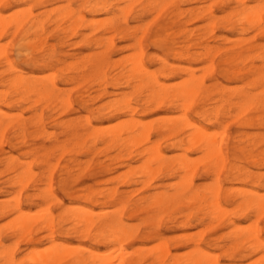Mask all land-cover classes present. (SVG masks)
<instances>
[{"label": "rangeland", "instance_id": "obj_1", "mask_svg": "<svg viewBox=\"0 0 264 264\" xmlns=\"http://www.w3.org/2000/svg\"><path fill=\"white\" fill-rule=\"evenodd\" d=\"M109 1L117 2L118 0ZM147 1L148 0H140L139 3L137 2V4H133V6L130 8L129 14L125 18L126 24H122L123 20L121 17H119L116 20L118 30L112 31L108 30L105 27L102 28L103 21L105 20L104 18L111 16L109 13L98 12L97 14H90L87 12L88 7H86V5L80 0H0V15H3L2 17L4 18H9V21H13L12 19L15 20V18L17 19L16 21H21V19L24 20V18L27 17L30 19H39L45 24L43 25L44 30L39 37L33 34L32 29L27 31V36H25L26 38H22V31L14 34V37L11 36L12 29L8 30V33L3 37H0V47L4 50L8 60L14 65V69L16 71L14 72L12 69H9L8 66H5L7 64L4 62V59H1L0 57V91L4 89L3 91L7 93L6 96H11L6 97L5 95H0V206H2V208L4 209H0L4 211V213L0 214V250L2 252L9 249L10 247L9 250L11 251V254L8 256L12 257L13 259L12 263L9 262L10 264H17L16 260L18 259L20 262H18L19 264H24L21 263V261L27 258L26 257L24 259L23 257L28 256L30 251L34 252V255L36 251H42V255H45L47 254L45 253L46 251H50V247L61 248V245L68 246H66V248L64 247V249L74 247V250L76 252H73H82L81 254H83L84 256H86L88 252H98L97 255L101 253L104 254L102 257L105 256V258L107 259L109 257H112L114 259L113 255L115 254L114 256L119 258L120 261L119 259L117 261V259L115 258L116 261L113 260V263L111 262V264H119L121 262L122 264H127L128 261H139V264H154V261H152V257H149V255L152 251H155L152 252L155 254L157 253V251H160L159 245L163 243L161 242V240L165 242L166 245H164L168 249L169 253L173 255L170 256L178 260L174 264H183V261L187 257L186 254L188 253L189 249H192L194 243L197 241L201 244L202 247L207 249L210 255L212 253V255L217 254L213 257L217 258L218 264H255V261L261 260L258 258H261L260 256L264 255V248L257 249L259 251H255L256 253H253L250 249H248L247 245L237 247L231 255L225 253L226 247L231 244V238H229L230 235L228 234L230 228L232 230L233 228H235L238 231L239 228V230H241V228L243 230V226H245L244 229L248 230L246 227L248 226V223L249 225H252V223L256 221V226L253 224L255 226L254 228H258L259 239L261 241H264V214L261 215L260 218H258L256 217L258 215L249 210L248 207H244L245 210H243V207L240 210L235 207L238 205V201V203H240V201H243V198H253L252 192H255L254 196H256L257 193L259 196L264 197V121L261 124H258L257 121H254L256 119L255 116H264V107H256L254 105V107H250L251 110L248 109L247 113L245 112L241 115L234 106V103L238 101V93L246 92L250 96H255L262 91L261 87L263 84L262 82H259L258 79L259 77H261L262 81L264 82V36H262V34H259L260 31L257 34L256 32L258 30L249 28L247 26L244 27L245 31L240 34L238 30H233V23L237 18L234 16V14L230 17H226V14L241 7L240 4L235 3L236 0H196L190 2H188V0H173L174 2L172 1L171 4H169L171 6L167 5V9H162V12L157 11L158 9L150 10L146 7L143 8L146 5ZM245 5L247 7H256V5H260L257 7L261 9L264 6V0H247ZM117 6L125 9L128 7L126 3L120 2L117 3ZM229 7H231L232 9ZM65 11H67L68 13H72L73 15H84L87 21H96L95 23H97L99 27L95 24L96 26L93 25L91 28L80 27L73 34H61L58 29L67 24L61 23L60 26L56 27L53 23L51 24V21H53V19H55L59 13L66 14ZM156 11L159 12L157 14L158 16L155 15ZM176 12L178 13V15ZM20 13L21 15L19 16ZM210 13L215 20V24H212L211 26V19L209 18L210 15H208ZM14 14L16 17L13 16ZM134 16H139L140 18L136 19ZM155 16L157 18H155ZM18 17H20V19ZM171 22H173V24H170ZM262 24H264V13ZM25 29L26 28H24V30ZM80 32L82 33V35L80 34L81 36H78ZM69 34L70 36L66 37V35ZM138 37H140V39H138ZM240 37H242L243 39ZM38 38H41L39 39L40 41L38 40ZM239 38L241 39L240 41H246L248 39L250 40H248L249 42L242 41V44L240 41H238ZM96 40H98L99 42H97ZM41 41L43 44L41 49L44 52L41 49L37 52L36 46H38ZM95 41L100 45L95 44ZM158 43L160 46L158 45ZM238 43H240V45ZM140 44L144 52V63L146 67L149 71L155 72L156 75L158 74L157 76L159 80L167 84V86L179 84L181 81L187 78L188 71H193L196 79L197 77L199 78V75H201L200 79H197V81L203 82L202 93H200V95L197 97L196 104H194L192 108L186 113V116H183L182 111L177 109V107H175L173 104H169L166 102L161 105H143L142 101L137 100H141V98L143 97L141 95H144L145 92L134 94L132 93L131 88L128 87L124 83V81H122V79H120V81L110 80L119 71L120 65L123 64L125 66V61L127 59H131L130 56H135V52L137 53V51L139 50L138 47ZM51 46L54 50L52 52V56L46 57V54L49 53L48 48ZM256 46H258L257 49ZM206 48L210 49L209 55H204V49ZM47 49L48 51H46ZM219 49L221 52H218ZM40 51L42 53H40ZM174 52H176V55ZM103 53H106L104 55V64L101 69V73L103 72L104 76H96L90 73L89 66L87 65L88 62H85V60H87L88 58L92 59V55H97L98 57H100V55ZM236 53L239 55L236 60L232 59L229 62H223L224 58ZM25 54H28L27 58L23 56ZM259 54H262L261 56H263L261 57V60L259 58ZM85 56L89 57L87 58ZM161 60H164L166 62L165 69H167L166 71L164 70L166 79H164L159 73L162 66V64L159 63ZM73 61H75L76 63ZM65 64L67 66H65ZM77 64L81 65L78 66ZM116 65H119L118 68ZM114 67H116L117 69ZM35 68L37 69L35 70ZM112 68H114V70ZM222 69H229V71L238 70L239 72L235 76L232 74L226 75L222 72ZM253 69H259L260 74H253ZM16 73L24 76L29 81L30 79H32L34 82L36 81V83L39 82L41 77L42 80L40 82L47 84L48 86V81L53 80V82L56 84L57 91L60 90L59 92H61V94L63 93L62 96L65 97L67 96V94H69L68 97L71 101L70 107L67 108V111L61 110L62 112H60V106L56 103V101L52 100L50 101V104H48V101H39L37 102L38 104H33L30 102L33 97H28L27 100L25 99V97H19V100L11 101L18 96H16L12 91H9V88L7 86L4 87L1 85L5 80L10 78V75L12 77L13 75H16ZM85 73L87 76L85 75ZM26 75L32 76L27 78ZM48 75H50V78L47 77ZM83 75L86 76L89 82L85 81L87 79ZM44 76L47 77L46 80H44ZM167 76L171 77L168 78ZM98 77L102 78L99 79ZM77 78L81 79L77 80ZM99 80H102V82L99 83ZM64 81L65 83L62 85ZM71 82H73V84ZM81 82H83V84ZM102 86L103 89H101ZM59 88H62L63 90ZM3 91H1L2 93L0 92V94H4ZM105 92L107 93L106 95ZM2 96L5 100L2 99ZM89 96H91V98ZM203 96H205V98H203ZM122 97L126 99L130 98V108H132L131 106H133V108H137H135V111L133 110L134 114L130 112V109L128 108L123 109V107L121 106L122 108L119 109V106L116 108L118 110L117 111L115 110V106L110 107V105H107V103H112L111 101L115 99L120 100ZM7 98L10 101H8ZM22 99L25 100L26 103H22ZM78 99H80V101ZM81 102H83V105L81 104ZM137 102L139 105L137 104ZM201 102L202 104H200ZM31 104L34 107L29 106ZM154 105L157 106L154 107ZM43 106H45V108H43ZM55 110L56 112H54ZM4 113L8 114L7 116H9V118L6 117V114ZM63 114H65V116ZM37 115H39V117ZM232 115L236 116V118L238 119H235V117H231ZM184 118H187L194 122V125L199 127L204 137L206 134L204 132H208L206 135H210L211 137H206L207 139H211L213 137V142L211 140V142L213 143V145H211V149H213L212 152H210L211 154L214 150L217 152L221 148L222 154L225 158V168L220 172L218 176L220 185L222 186V195L220 197L222 200L220 199V202L225 209H228V211L232 210V208L233 210L229 211L224 219H222L220 222H217V224L215 223V221L209 223L207 219L201 214V211H199L200 206H198L197 204L190 203V205H187V203L183 202L185 201L184 199L187 197V194L183 197L184 199H181L180 202L176 201V203L170 207L168 212L162 214L161 216L160 214H158L157 206H153L155 205L154 203L151 204L152 202L150 201L152 199H150V201L146 200L147 198H149V196L152 197L155 193L171 192V189H168L171 188L170 185L173 186V181L180 180L178 178L179 174V177L181 176L180 178H182L183 173H185L184 171H180L181 173L178 172L171 175V168L176 167L178 163H180V159L182 161H188V158H190V160H192V163H190L193 164L194 168L196 169L195 173L191 177L193 189L200 187V190L203 187L213 186L216 183L215 175L213 174L212 176V174L210 173V175L208 174L207 176L204 171L207 166L215 164L218 161L220 153L218 152L216 154V152H214L215 155L213 157L211 156L212 158L209 156V158H207L208 160H205L206 153L207 155L210 153L208 151H204L206 152L204 154L202 149L199 150V144H193L190 140L191 137L187 138L191 135V132L192 134H194L193 130H196L195 128H185L183 124ZM247 119L253 120L251 125L245 124V121ZM123 121L125 123H123ZM6 122L7 124H5ZM242 122H244V124ZM147 123L149 126L147 125ZM126 124L127 127L125 126ZM145 124L146 126L143 127L142 125ZM103 128L106 129L103 130ZM114 129L116 130L114 131ZM146 129L149 131H147ZM96 130L98 136L94 135ZM141 132L142 136H140ZM112 133L117 135L118 138L116 137V140L115 138L112 141L111 139H108L110 138L109 136ZM137 133L139 134V137L142 138L139 140L141 142L138 141L140 143L139 145L135 144L137 143L136 140L139 139ZM220 136L221 138H218ZM130 137L132 139H134V137H137V139L132 140ZM128 138H130V142L128 141ZM144 138L147 139L143 141ZM218 139L220 140V143ZM121 140L123 141L122 143ZM134 144L136 146H134ZM216 146H218L217 149L215 148ZM128 147L129 150H127ZM145 149H147V152L149 149V152L147 153L146 151H144ZM150 149H152L151 153L153 155L150 153ZM153 152H158L156 153V155H163L160 156V158L162 157V159L159 158L160 160H158L160 162H163V165L167 166V168H163L162 171L159 172V174L152 176V178L148 175L147 178H150L147 179L145 176L141 175L143 169L142 165L144 163H148L147 165L144 164V166L149 165L150 168H152L155 167L156 164L158 165L159 162L158 161L155 163L156 160H153V158L156 157ZM139 153L140 156H138ZM114 156H116L117 158ZM196 156H199L200 158H195ZM203 156L205 158H203ZM201 157L205 161L202 160L201 162ZM259 157L263 158V160L261 161ZM147 158H149L150 161L147 160ZM252 158L254 159L252 160ZM150 162L154 163L150 164ZM27 166L28 175L30 176L29 173H31L32 171L35 174V177L33 176L34 174H31V176L33 177L32 179L30 178L31 181L29 180V182H26L27 184L24 180L19 183L20 185H16L17 183L14 184L13 181L16 179V176L22 174L23 171L21 170L24 169L26 171ZM51 169L53 170V172H51ZM128 169H130V171ZM29 170L31 171L29 172ZM126 170L129 173H127ZM243 170L244 173L242 172ZM46 173L48 175L51 174L50 180H48L49 177H47L48 175H46ZM240 173L243 174L241 175ZM186 175L184 174V176ZM252 175L253 178L256 179V182L252 178ZM255 175L256 177H254ZM174 176L176 177L174 178ZM141 179L142 182L143 179L145 180L144 184L140 182ZM132 180L136 182L131 183ZM246 180H249L250 182ZM147 181L149 182L148 184H146ZM48 182H51V197H49V192H47V190L44 191L45 193H47V195L42 192L44 188L47 187ZM164 183H169L170 185H166L165 188ZM175 184L177 183L175 182ZM13 185H15V187H13ZM162 185L164 188L162 187ZM18 186H20V188ZM23 188L25 190H23ZM228 188H231L232 191L234 190V194L231 190L227 191L226 189ZM20 189L22 190L18 195L23 213L28 215L27 212L30 214L32 211H34L33 213L36 212L35 215L31 213V216H28L34 217L33 219H35L36 215L38 216L40 214L39 220L46 217V213H51L52 217L54 218V234L51 235L48 230L41 227L43 223L41 222L42 220L39 221L37 219L39 216L35 219V221L38 220L41 223H38V221H36L37 223L34 222L35 224L30 229L31 231L29 240L26 233L20 234L22 233L20 232L18 233V235H15V231L10 230L13 226H10V223H8L10 227L7 228L8 230L6 229V227L8 226V224L6 223L10 218H12L13 220H10L15 223V213L11 212L10 210L15 204L12 201L13 197L15 196L13 194H15L16 191L18 192V190ZM135 189L138 191H136ZM111 190L115 191L113 195L110 196V199H112V201L109 199V196L107 197L109 199L108 201L105 198L106 193L107 191ZM230 191L231 193H227ZM238 191H240L239 193L241 196L236 195V192L237 194H239ZM245 191L248 192L247 195ZM249 193L252 194L250 195ZM225 194L227 196H225ZM18 195L16 194L15 197H17ZM42 195L47 197L42 199ZM119 196L129 197L128 199H126L127 197ZM23 197L24 199H22ZM142 197H144V199L141 200ZM48 198L50 200H48ZM139 198L140 200L138 201ZM42 200L44 202H42ZM223 200H225V202H223ZM140 201H143L141 205L140 203H138ZM146 201L148 202L145 203ZM7 204L12 205L8 206ZM45 204H48V209L46 208V210L44 207L46 206ZM120 205L123 206V211L120 210L122 209ZM179 205H186V207H181ZM195 205H197V207ZM77 206L82 207V209L80 208L81 210L77 209L78 212L81 211L83 213L85 210V212L89 214H93L95 212L94 214L97 216L93 214L94 219L100 217V214L102 213L106 218L120 217L119 219L121 222H123V225H127L125 227H128V231L132 229V233L129 232L130 236L128 238L130 239L128 240L126 237H122L123 239L126 238L125 241L122 238L121 241L115 239L118 241V243L120 242L119 244L117 243V241H107L103 240V238L99 239V237H95L97 231L96 228L91 229L88 237H83L78 233L81 229H79L78 232L73 233V231H71L70 229L72 227L71 221L69 224L67 223L69 222L71 216L68 215L72 213H79L76 212L75 209H71L68 212L67 207L78 208ZM175 206L176 208H174ZM41 207H43L45 211L42 210ZM192 207H194V209ZM234 209L239 211L234 212ZM63 211L65 212L62 213ZM188 212H190L189 216L187 215ZM60 213L62 215L65 214L66 216H62L60 215ZM97 213L99 214V216ZM184 213H186V216L188 217L183 216L182 214ZM119 214L121 216L118 217ZM238 214H241L242 216ZM150 217L156 218L150 219ZM227 220L233 222V228L231 225L229 226L228 224H226L228 223ZM250 221H252V223ZM213 224L216 225L214 226ZM207 225L209 226V230L205 231L206 229H208ZM253 225L250 226V228L252 229L249 228L250 231L248 232L253 231ZM129 227L131 228L129 229ZM62 228L63 230H61ZM204 228L206 229L204 230ZM67 229H69L68 232H66ZM9 230L11 232H9ZM245 230L240 231V233L243 232L244 236H248L250 238L251 234ZM201 231H205L204 233H202L203 235L201 234ZM48 234L51 235V237L48 238ZM178 235L180 239L178 238ZM180 235L188 236L185 237L186 240H184L185 238L184 236H182V240ZM225 236H227V240ZM90 238L92 239L90 240ZM228 238L230 239L229 241ZM143 239H146L147 241L150 239L153 240L147 242ZM49 240L51 241L49 242ZM171 240L174 241L171 242ZM104 241L106 242L104 243ZM100 242L102 243L100 244ZM158 242L159 245H157V247H154ZM50 243H53L54 247L52 245L50 246ZM58 243H60L61 245H58ZM113 246L116 248H114ZM140 247L143 250L140 249ZM150 247L153 248L151 249V251ZM43 248L48 250H45ZM52 248L51 251L53 250ZM120 248L124 249H122V252L127 251V254L130 255L128 256L124 255L126 253H121ZM220 248L222 251L220 250ZM29 249L31 250L27 251ZM34 249H36V251ZM116 249L120 250L116 251ZM9 250L5 252L10 253ZM67 251L68 253L69 251H71V253L74 254L71 249ZM135 251H139L140 255H138L139 253L136 255L137 252ZM110 252L111 254H113L109 257H106ZM26 253H28V255H25ZM40 253H36L37 257L42 256ZM142 253H145L143 254L144 257L141 255ZM131 254L134 256H132ZM122 255H124L123 258H121ZM1 256L2 255L0 254V264H8V262H4V259ZM137 256H142V259L136 258ZM243 256L245 257L243 258ZM32 257L34 256L30 257L29 255L28 258ZM20 258L22 259L20 260ZM28 258L26 262L29 261ZM68 258L65 259V261L63 259V262L61 261V263L58 264H66L69 261ZM262 261L264 262V260ZM169 262L170 264L172 263L171 260H166L164 264H169ZM259 263H261V261L258 262V264ZM29 264H32L31 259L29 261ZM155 264L158 263L155 262Z\"/></svg>", "mask_w": 264, "mask_h": 264}, {"label": "bare ground", "instance_id": "obj_2", "mask_svg": "<svg viewBox=\"0 0 264 264\" xmlns=\"http://www.w3.org/2000/svg\"><path fill=\"white\" fill-rule=\"evenodd\" d=\"M70 1V0H69ZM80 1H82L85 5H86V7H88L87 9H88V13H90V14H97L98 12H105V13H109L111 16L110 17H107V18H104L105 20L103 21V26H102V28L103 27H105V28H107L108 30H112V31H116V30H118V26L116 25V20L119 18V17H121L122 18V24H126V20H125V18L127 17V15L129 14V12H130V8L133 6V4H137V2L139 3L140 2V0H118L117 2H111V1H109V0H80ZM173 0H168V1H166V0H148L147 2H146V5L143 7V8H148V9H150V10H156V9H158L157 11H161L162 9L164 10V9H167L166 7H167V5H169V4H171V2H172ZM187 1V0H186ZM190 1H196V0H188V2H190ZM228 1H231V0H228ZM233 1H235V0H233ZM249 1V0H248ZM118 2H120V3H126V5H128V7L125 9V8H122V7H118L117 6V3ZM174 2V1H173ZM202 2V1H201ZM247 2V0H236L235 1V3H238V4H240V8L239 9H237V10H233V11H231L230 13H228V14H226V17H230L231 15H233L234 14V16L237 18L236 19V21L233 23V30H238V32H239V34L240 33H243V31H245V26H247V27H249V28H252V29H256V30H258L256 33L258 34V32H259V34H262V36H264V24H262L263 23V13H264V6L261 8V9H259L257 6H260V5H256V7H247L246 5H245V3ZM91 3H93V4H91ZM214 5V4H213ZM229 5H230V3H229ZM169 6H171V5H169ZM69 7V6H68ZM28 8V7H27ZM227 8V7H226ZM229 8H231V7H229ZM57 9V8H56ZM60 9V8H59ZM232 9V8H231ZM24 10V9H23ZM172 10V9H171ZM180 10V9H179ZM51 11V10H50ZM59 11V10H58ZM69 11V10H68ZM73 11V10H72ZM156 11V13H155V15L156 16H158L157 14L159 13V12H157ZM29 12V11H28ZM63 12V11H62ZM61 12V13H62ZM66 12V14H58V16L55 18V19H53V21H51V24L53 23L54 24V26H56V27H58V26H60L61 25V23H65V24H67V25H65V26H63V27H61V28H59L58 30H59V32H61V34H67V33H70V34H73L74 32H76V30L78 29V28H80V27H84V28H91L93 25H97L98 26V24L97 23H95L94 21H87L86 20V18H85V16L84 15H81V14H78V15H73L72 13H68L67 11H65ZM148 12V11H147ZM154 12V11H153ZM162 12V11H161ZM186 12V11H185ZM15 13V12H14ZM104 13V14H105ZM177 13V12H176ZM178 13H179V11H178ZM178 13H177V15H178ZM200 13V12H199ZM9 15V14H8ZM21 15V13L19 14V16ZM22 15H23V13H22ZM139 15V14H138ZM208 15H210V19H211V24H210V26L212 25V24H215V20H214V18H213V16H212V14L210 13V14H208ZM3 16V15H2ZM1 15H0V37H3L4 35H6L7 33H8V30H10V29H12V32H11V36H13L14 37V34H16V33H18V32H23L22 34V38H24L25 36H27L26 34H27V31L28 30H30V29H32L33 30V34L35 35V36H40V34L42 33V31L44 30L43 29V25H45L44 24V22H42L41 20H39V19H30V18H27V17H25V18H27V19H25L24 18V20H22L21 19V21H16L17 19L15 18L16 16H15V14L13 15V16H15V17H13V18H15V20L14 19H12L11 17V19L13 20V21H9V18L7 19V18H4V17H2ZM18 16V15H17ZM155 16V18H157ZM172 16V15H171ZM135 17V16H134ZM19 19H20V17H18ZM67 18H69V19H67ZM136 19L137 18H140L139 16H136L135 17ZM134 18V19H135ZM179 18V17H178ZM18 19V20H19ZM101 20V19H100ZM151 20V19H150ZM149 20V21H150ZM138 21V20H137ZM156 21V20H155ZM229 21V20H228ZM100 22V21H99ZM169 22V21H168ZM101 23V22H100ZM165 24V23H164ZM170 24H173V22H171ZM95 25V26H96ZM120 25V24H119ZM99 27V26H98ZM97 27V28H98ZM24 28H26L25 30H24ZM144 29H145V26H144ZM144 29H143V32H144ZM162 29V28H161ZM167 29V28H166ZM80 30V29H79ZM84 30V29H83ZM159 30V29H158ZM247 30V29H246ZM82 31V30H81ZM100 31V30H99ZM31 32V31H30ZM248 32V31H247ZM10 33V32H9ZM70 34L69 35H66V37H69L70 36ZM82 35V33L80 32L79 33V35L78 34H76V35H78V36H81ZM245 34V33H244ZM10 35V34H9ZM75 35V36H76ZM65 37V36H64ZM26 38V37H25ZM85 38V37H84ZM240 38H242V37H240ZM238 39V41H240L241 39ZM39 39H41V38H38V40ZM82 39V38H81ZM138 39H140V37H138ZM243 39V38H242ZM24 40V39H23ZM248 40H250V39H248ZM248 40H246V41H248ZM40 41V40H39ZM83 41H84V39H83ZM97 42H99L98 40H96ZM96 41H95V44H99V43H96ZM243 41V40H242ZM240 41L242 44H243V42H246V41ZM45 42V41H44ZM249 42V41H248ZM110 43V42H109ZM108 43V44H109ZM94 44V45H95ZM239 45H240V43H238ZM22 45V44H21ZM100 45V44H99ZM98 45V46H99ZM110 45H111V43H110ZM158 45H159V43H158ZM237 45V44H236ZM4 46V45H3ZM2 46V47H3ZM43 46V44H42V41H41V43L38 45V46H36V49H37V52H38V50H40L41 49V47ZM112 46V45H111ZM154 46H155V44H154ZM160 46V45H159ZM110 47V46H109ZM109 47H108V50H109ZM1 48V47H0ZM4 48V47H3ZM20 48V47H19ZM139 50L137 51V53L135 52V56H130V58L131 59H127L125 62H126V64H125V66L122 64V65H116L117 66V68H118V66H119V71L114 75V77L113 78H109L110 80H113V81H116V80H119L120 81V79H122V81H124V83L128 86V87H130L131 88V90H132V93H134V94H140V93H142V92H145L144 93V95H141V96H143L142 98H141V100H137V101H142V104L144 105V104H157V105H161V104H163L164 102H166V103H169V104H173L175 107H177V109H179V110H181L182 111V113H183V116H186V113L192 108V106L194 105V104H196V99H197V97L200 95V93H202V87H203V82H200V81H197V79H200V76L201 75H199V78L197 77V79H196V77H195V74L193 73V71H188V74H187V78L186 79H184L183 81H181L179 84H177V85H173V86H167V84H165L164 82H161L160 80H159V78H158V74L156 75V73L155 72H151V71H149L148 70V68L146 67V65H145V63H144V52H143V50H142V48H141V44L139 45ZM249 48V47H248ZM258 48V46H256V49ZM5 49V48H4ZM49 49V53L48 54H46V52H45V54H46V57H49V56H52V52L54 51L53 50V47L51 46V47H49L48 48ZM48 49L46 50V51H48ZM55 49V48H54ZM252 49H255V48H252ZM251 49V50H252ZM263 49V48H262ZM42 50V49H41ZM261 50V49H260ZM43 51V50H42ZM172 51V50H171ZM44 52V51H43ZM218 52H221L220 51V49H219V51ZM40 53H42L41 51H40ZM175 53V55H176V52H174ZM44 54V53H43ZM106 53H103V54H101L100 55V57H98L97 55H92V59L91 58H88L89 56H85V57H87L88 59L87 60H85V62H88V66H89V69H90V73H92V74H94V75H96V76H104V73L102 72L101 73V69H102V67H103V64H104V60H105V55ZM171 54V53H170ZM169 54V55H170ZM179 54V53H178ZM177 54V55H178ZM210 54V49H208V48H206V49H204V55H209ZM219 54V53H218ZM217 54V55H218ZM244 54V53H243ZM27 55L28 54H25V55H23V56H25L26 58H27ZM133 55V54H132ZM232 55V54H231ZM229 55V56H227L226 58H224V60H223V62H229L230 60H232V59H235L236 60V58H238V54L236 53V54H234V55ZM260 55V54H259ZM262 55V54H261ZM260 55V60H261V57H263V56H261ZM39 56V55H38ZM40 56H41V54H40ZM174 56V55H173ZM0 57H1V59L3 58L4 59V62L7 64V65H5V66H8L9 67V69H12L14 72H16L15 71V69H14V65L8 60V58H7V56H6V54H5V52H4V50L1 48L0 49ZM54 57V56H53ZM83 57H84V55H83ZM128 57V56H127ZM44 58V57H43ZM129 58V57H128ZM45 59V58H44ZM49 59V58H48ZM52 59H54V58H52ZM51 59V60H52ZM56 59V58H55ZM86 59V58H85ZM264 59V58H263ZM50 60V59H49ZM58 60V59H57ZM61 60V59H60ZM81 60V59H80ZM80 60H79V62H80ZM24 61V60H23ZM41 61V60H40ZM42 61H44V60H42ZM245 61H246V59H245ZM3 62V63H4ZM33 62H34V60H33ZM36 62V61H35ZM55 62V61H54ZM73 62H75V61H73ZM244 62V61H243ZM59 63V62H58ZM62 63V62H61ZM72 63V62H71ZM76 63V62H75ZM75 63H73V64H75ZM77 63H78V61H77ZM148 63H149V61H148ZM159 63H161L162 64V66H161V68H160V75L164 78V79H166L165 77H166V75H164V70L166 71V69H165V67H166V62L164 61V60H161ZM66 64H68V63H66ZM65 64V66H67ZM223 64H226V63H223ZM32 65V64H31ZM35 65V64H34ZM37 65V64H36ZM51 65H52V63H51ZM78 65V64H77ZM81 65V64H80ZM80 65H78V66H80ZM4 66V65H3ZM47 66V65H46ZM50 66V65H49ZM210 66V65H209ZM39 67V66H38ZM51 68V67H50ZM80 68V67H79ZM114 68H116V67H114ZM114 68H112L113 70H114ZM116 68V69H117ZM204 68V67H203ZM205 68H206V66H205ZM210 68V67H209ZM37 68H35V70H36ZM46 69H48V68H46ZM171 69V68H170ZM8 70V69H7ZM81 70V69H80ZM83 70V69H82ZM86 70V69H85ZM205 70H207V69H205ZM9 71H11V70H9ZM8 71V72H9ZM61 71V70H60ZM88 71V70H87ZM105 71V70H104ZM250 71V70H249ZM14 72H10V73H14ZM69 72H71V71H69ZM83 72V71H82ZM112 72V71H111ZM157 72V71H156ZM169 72V71H168ZM208 72V71H207ZM222 72L224 73V74H226V75H228V74H232V75H237L238 74V70L237 71H229V69H222ZM242 72V71H241ZM79 73V72H78ZM187 73V72H186ZM253 74L254 73H258V74H260V70L259 69H253V72H252ZM251 73V74H252ZM52 74V73H51ZM83 74V73H82ZM2 75H4V74H2ZM1 75V76H2ZM85 75H86V73H85ZM85 75H83L85 78H86V76ZM231 75V76H232ZM32 76V75H31ZM30 75H26V77L28 78V77H31ZM35 76V75H34ZM77 76H78V74H77ZM76 76V77H77ZM82 76V75H81ZM160 76V77H161ZM239 76V75H238ZM10 78L9 79H7V78H5V79H7V80H5L4 82H3V84L1 85V86H7L8 88H9V91H12L16 96H18L17 98H15V99H13V100H11V101H14V100H19L20 98L19 97H25V99L27 100V98L28 97H33V101L31 100L30 102L31 103H33V104H35V103H37V102H39V101H43V102H47L48 101V104H50V101H56V103L60 106V112H62L61 110H65V111H67V108H69L70 107V105H71V101H70V99H69V94H67V96H62V94H61V92H59V91H57V87H56V84L53 82V80L52 81H48L49 82V86L47 85V84H44V83H42V82H40L42 79H41V77H40V80H39V82H37L36 83V81L34 82L32 79H30V81L28 80V79H26L24 76H22V75H20L19 73H16V75H13L12 77H11V75L9 76ZM45 77V79L44 80H46L47 79V77L48 78H50V75H48L47 77L46 76H44ZM69 77V76H68ZM102 77H98L99 79H101ZM168 77V76H167ZM169 77H171V76H169ZM168 77V78H169ZM202 77H203V75H202ZM84 78V79H85ZM107 78V77H106ZM33 79H34V77H33ZM39 79V78H38ZM69 79V78H68ZM76 79V78H75ZM78 79H81V78H77V80ZM87 79V78H86ZM108 79V78H107ZM161 79V78H160ZM67 80V79H66ZM65 80V81H66ZM104 80H105V78H104ZM237 80V79H236ZM259 82H262V87H261V89H262V91L259 93V94H257V95H255V96H250L248 93H246V92H240V93H238V96H237V98H238V101L237 102H235L234 103V106H235V109L236 110H238L239 111V114H243V113H247V111H248V109L249 110H251L250 109V107H254V105L257 107V106H260V107H264V82L262 81V78L261 77H259ZM65 81L62 83V85L65 83ZM70 81V80H69ZM85 81H88L89 82V80L87 79V80H85ZM98 81V80H97ZM102 82V80L100 81L99 80V83H101ZM118 82V81H117ZM59 83V82H58ZM69 83V82H68ZM72 84H73V82H71ZM70 83V84H71ZM75 83V82H74ZM82 84H83V82H81ZM80 83V84H81ZM115 83V82H114ZM114 83H113V85H114ZM119 83V82H118ZM118 83H116V84H118ZM85 84H86V82H85ZM115 84V85H116ZM69 85V84H68ZM77 85V84H76ZM103 86H104V84H103ZM103 86L101 87V89H103ZM3 87V88H4ZM113 87V86H112ZM80 88V87H79ZM116 88V87H115ZM117 88H118V86H117ZM59 89H62V88H59ZM237 89V88H236ZM4 90V89H3ZM3 90H1V91H3ZM63 90V89H62ZM234 90V89H233ZM241 90V89H240ZM239 90V91H240ZM0 91V92H1ZM73 91V90H72ZM84 91V90H83ZM82 91V92H83ZM221 91H222V89H221ZM220 91V92H221ZM4 92V94H0V95H5L6 96V92L5 91H3ZM104 92V91H103ZM224 92V91H223ZM2 93V92H1ZM103 94V93H102ZM107 93L105 92V95H106ZM14 95V96H15ZM3 96H2V99H4L3 98ZM6 97H11L10 95L9 96H6ZM88 97V96H87ZM90 98H91V96H89ZM203 98H205V96H203ZM236 98V99H237ZM8 99V98H7ZM113 99V98H112ZM130 99V98H129ZM129 99H126V98H121L120 100H117V99H115V100H113V101H111L112 103H107V105L109 106L110 105V107L111 106H115V110H117L116 108L117 107H119L120 106V108L119 109H121L122 107H123V109H130V112H132L133 114H134V112H133V110L135 111V108L136 107H134L133 108V106H131L132 108H130V100ZM202 99V98H201ZM0 100H1V96H0ZM5 100V99H4ZM79 101H80V99H78ZM204 100V99H203ZM8 101H10L9 99H8ZM23 101H25V100H23L22 99V103H26V101L25 102H23ZM85 101V100H84ZM89 101V100H88ZM92 101V100H91ZM1 103H3V102H1ZM16 103V102H15ZM15 103H13V104H15ZM18 103V102H17ZM78 103V102H77ZM7 104V103H6ZM6 104H4V105H6ZM38 104V103H37ZM41 104V103H40ZM76 104V103H75ZM81 104L83 105V102H81ZM131 104H133V103H131ZM137 104H138V102H137ZM198 104V103H197ZM200 104H202V102L200 103ZM230 104V103H229ZM139 105V104H138ZM141 105V104H140ZM157 105H154V107H156ZM233 105V104H232ZM29 106H32V104L31 105H29ZM59 106H57V107H59ZM107 106V107H108ZM122 106V107H121ZM152 106V105H151ZM150 106V107H151ZM169 106V105H168ZM196 106V105H195ZM10 107H11V104H10ZM9 107V108H10ZM32 107H34V106H32ZM146 107V106H145ZM161 107V106H160ZM171 107H172V105H171ZM175 107H173V108H175ZM197 107V106H196ZM233 107V106H232ZM43 108H45V106H43ZM29 109V108H28ZM58 109V108H57ZM56 109V110H57ZM137 109V108H136ZM255 109V108H254ZM253 109V110H254ZM56 110L54 111V112H56ZM109 110V109H108ZM234 110V109H233ZM118 111V110H117ZM127 111H129V110H127ZM180 111V112H181ZM227 111V110H226ZM230 111H232V110H230ZM53 112V111H52ZM53 112V113H54ZM103 112V111H102ZM255 112V111H254ZM257 112V111H256ZM59 113V112H58ZM116 113V112H115ZM131 113V114H132ZM4 114H6V113H4ZM16 114H18V113H16ZM52 114V113H51ZM104 114V113H103ZM253 114V113H252ZM8 114H6V117H8L9 118V116H7ZM60 115H61V113H60ZM64 116H65V114H63ZM62 115V116H63ZM206 115V114H205ZM216 115V114H215ZM225 115V114H224ZM38 117H39V115H37ZM57 116H58V114H57ZM201 116V115H200ZM227 116V115H226ZM238 116H240V115H238ZM252 116V115H251ZM165 117V116H164ZM182 117V116H181ZM205 117V116H204ZM208 117V116H207ZM219 117V116H218ZM228 117V116H227ZM231 117H235V119H238V118H236V116H231ZM244 117V116H243ZM256 117V119L254 120V121H257L258 122V124H261L263 121H264V116L263 117H257V116H255ZM202 118V117H201ZM215 118H217V117H215ZM52 119V118H51ZM71 119V118H70ZM166 119V118H165ZM176 119V118H175ZM235 119H234V121H235ZM244 119V118H243ZM41 120V119H40ZM67 120H69V119H67ZM152 120V119H151ZM233 120V119H232ZM73 121V120H72ZM87 121V120H86ZM172 121V120H171ZM245 121V120H244ZM39 122V121H38ZM59 122V121H58ZM67 122V121H66ZM69 122V121H68ZM77 122H79V121H77ZM145 122V121H144ZM166 122V121H165ZM173 122V121H172ZM252 122H253V120L252 119H247L246 121H245V124H247V125H251L252 124ZM62 123V122H61ZM122 123V122H121ZM123 123H125L124 121H123ZM174 123V122H173ZM172 123V124H173ZM243 124H244V122H242ZM5 124H7V122L5 123ZM77 124V123H76ZM117 124V123H116ZM169 124V123H168ZM176 124V123H175ZM183 124H184V127L185 128H195V130L196 131H194L193 130V133L194 134H192V132H191V135L190 136H188L187 138H190V140L192 141V143L193 144H199V146L200 147H198L199 148V150L200 149H202V151L204 152V151H208L209 153L210 152H212V150L213 149H211V145H213V137L210 139H207L206 137H211L210 135H206L208 132H204V133H206L205 134V137H204V135H203V133H201V131H200V129H199V127L198 126H196V125H194V122H192L191 120H189V119H187V118H184V120H183ZM258 124H255V125H258ZM59 125V124H58ZM74 125V124H73ZM72 125V126H73ZM89 125V124H88ZM147 125H148V123H147ZM4 126V125H3ZM126 127H127V124L125 125ZM132 126H133V122H132ZM132 126H130V127H132ZM135 126V125H134ZM143 127L144 126H146V124L145 125H142ZM149 126V125H148ZM170 126H171V124H170ZM0 127H1V122H0ZM65 127V126H64ZM79 127V126H78ZM87 127V126H86ZM85 127V128H86ZM241 127V126H240ZM245 127V126H244ZM5 128V127H4ZM68 128V127H67ZM113 128V127H112ZM150 128V127H149ZM73 129V128H72ZM90 129H92V128H90ZM89 129V130H90ZM106 129V128H105ZM104 128H103V130H105ZM163 129V128H162ZM176 129H177V127H176ZM239 129H241V128H239ZM2 130H3V127H2ZM1 130V131H2ZM94 130V129H93ZM112 130V129H111ZM116 129H114V131H115ZM147 130V129H146ZM188 130V129H187ZM130 131V130H129ZM147 131H149V130H147ZM107 132V131H106ZM117 132V131H116ZM128 132V131H127ZM196 132V133H195ZM219 132H221V131H219ZM138 133H139V131H138ZM137 133V134H138ZM189 133V132H188ZM119 134V133H118ZM190 134V133H189ZM201 134V135H200ZM1 135V134H0ZM94 135L96 136H98V134H97V130H96V132L94 133ZM212 135V134H211ZM95 136H94V138H95ZM134 136H135V134H134ZM138 136V140H136L137 139V137H134V139H132L131 137V139L132 140H136L137 141V143H135V144H140L139 142H141V141H139L140 139H142L141 137H139V134L137 135ZM140 136H142V132L140 133ZM201 136V137H200ZM239 136V135H238ZM110 138H108V139H111V141L115 138V140L118 138L117 137V135L116 134H111L110 136H109ZM117 137V138H116ZM1 138V137H0ZM120 138V137H119ZM123 138V137H122ZM130 138H128L129 140V142L131 141L130 140ZM218 138H221V136L220 137H218ZM124 139V138H123ZM145 139H147V138H144L143 139V141L145 140ZM224 139V138H223ZM118 140H120V139H118ZM211 140H212V142H211ZM139 141V142H138ZM218 141H219V143H220V140L218 139ZM217 141V142H218ZM123 141L121 140V143H122ZM126 142V141H125ZM120 143V144H121ZM132 143V142H131ZM131 143H129V144H131ZM178 143V142H177ZM179 143H180V141H179ZM134 144V146H136ZM157 144V143H156ZM175 144V143H174ZM122 145V144H121ZM124 145V144H123ZM137 145V146H138ZM196 145V146H197ZM215 145V144H214ZM119 146V145H118ZM131 146H133V145H131ZM156 146V145H155ZM218 146H219V144H218ZM218 146H216L215 148L217 149V147ZM235 146V145H234ZM233 146V147H234ZM121 147V146H120ZM97 148V147H96ZM146 148V147H145ZM155 148V147H154ZM157 148V147H156ZM213 148H214V146H213ZM127 149V148H126ZM127 150H129V147H128V149ZM139 150H141V149H139ZM147 149H145L144 151H146ZM151 151H150V153L152 152V149H150ZM156 150V149H155ZM219 150V149H218ZM153 151H154V149H153ZM157 151V150H156ZM147 152V151H146ZM148 152H149V149H148ZM147 152V153H148ZM214 152H216L215 150L213 151V155L210 153V154H208L207 155V153L206 152H204V154L206 153V158L203 156V158H205V160L207 159V158H209V156L211 157H213L214 155H215V153ZM220 153V155H219V157H218V161L215 163V164H211V165H209V166H207L206 168H205V173H206V175L208 176V174L210 175V173L212 174V176H213V174L215 175V178H216V183H215V185H213V186H207V187H203V188H201L200 190H199V188H196V189H193V187H192V180H191V177L193 176V174L195 173V171H196V169L194 168V165L193 164H191L192 162V160H190V158H188L189 160L187 161H182L181 159L179 160L180 161V163H178V165L176 166V167H173V168H171V171H172V173H171V175L172 174H176V173H181L180 171H184L185 173H183V176H182V178H180L179 177V175H178V178L180 179V180H178V181H173L174 182V185L172 186V185H170L169 183H164L163 185H164V187L166 186V185H170L171 186V188H168V189H171V192H164V193H162L161 191V193H155L152 197L151 196H149V198H147L146 200H149L150 201V199H152L150 202H152L151 204H155V205H153V206H157V209H158V214H160V216L162 215V214H164V213H166V212H168V210L170 209V207L171 206H173L175 203H176V201H179L180 202V200L181 199H184L183 197L186 195L187 197L184 199L185 201H183V202H185V203H187V205L189 204L190 205V203H192V204H197L198 206H200V208H199V211H201V214L207 219V221L210 223V222H213V221H215V223L217 224V222H220L222 219H224V217L228 214V212L229 211H232L233 210V208H232V210H229L228 211V209H225L223 206H222V204H221V202H220V197H221V195H222V186L220 185V181H219V179H218V176H219V174H220V172L225 168V158H224V156H223V154H222V150H221V148H220V150L219 151H217L216 152V154L217 153ZM154 153V152H153ZM156 153H158V152H156ZM156 153H154L155 154V156L156 157H154L153 158V160H156L155 161V163L156 162H158L160 159H162V157L160 158V156H163V155H159V154H157L156 155ZM142 154V153H141ZM143 154H144V152H143ZM146 154V153H145ZM152 154V153H151ZM150 154V155H151ZM203 154V155H204ZM138 155V154H137ZM153 155V154H152ZM138 156H140V153H139V155ZM143 156V155H142ZM208 156V157H207ZM251 156V155H250ZM257 156V155H256ZM264 156V155H263ZM114 157H116V156H114ZM148 157V156H147ZM150 157V156H149ZM185 157V156H184ZM197 157H199V156H196L195 158H197ZM211 157V158H212ZM117 158V157H116ZM160 158V159H159ZM182 158H183V156H182ZM200 158V157H199ZM246 158H248V157H246ZM150 159H152V158H150ZM159 159V160H158ZM251 159V158H250ZM249 159V160H250ZM254 158H252V160H253ZM259 159L262 161L263 160V158H261V157H259ZM6 160V159H5ZM147 160H149V158H147ZM146 160V161H147ZM152 160V161H153ZM184 160V159H183ZM201 162H202V157H201ZM205 160H203V161H205ZM208 160V159H207ZM259 160V161H260ZM10 161V160H9ZM145 161V160H144ZM144 161H143V163H144ZM150 161V160H149ZM163 161V160H162ZM177 161V160H176ZM216 161V160H215ZM255 161V160H254ZM256 161H258V160H256ZM173 162V161H172ZM178 162V161H177ZM191 162V163H190ZM264 162V161H263ZM147 163V162H146ZM152 163H154V162H152ZM151 162H150V164H152ZM145 164V163H144ZM144 164L142 165V172H141V175L142 176H145L146 178H147V176L149 175V176H151V178H152V176H155L156 174H159V172H161L162 171V169L163 168H167V166H164L163 164V162H158V165L156 164L155 165V167H152V168H150V166L148 167V166H144ZM148 164V163H147ZM147 164H145V165H147ZM197 164H199V163H197ZM258 164H259V162H258ZM168 165V164H167ZM13 166V165H12ZM30 166V165H29ZM51 166V165H50ZM49 166V167H50ZM18 167V166H17ZM169 167V166H168ZM237 168V167H236ZM236 168H235V170H236ZM12 170H13V168H12ZM55 170V169H54ZM129 171H130V169H128ZM21 171H23L22 172V174H20V175H18V176H16V179L13 181V183L15 184V183H17L16 185H18L19 183H21L22 182V180H24L25 181V183L26 182H29V180H30V178L32 179V177L34 176L35 177V174L31 171V170H29V172L31 171V173H29L30 174V176L28 175V166H27V168H26V171L23 169V170H21ZM20 171V172H21ZM127 171V170H126ZM126 171H125V174H126ZM47 172V171H46ZM51 172H53V170L51 169ZM228 172H230V171H228ZM233 172V171H232ZM231 172V173H232ZM238 172V171H237ZM243 173H244V170L242 171ZM50 173V172H49ZM69 173H70V171H69ZM127 173H129L128 171H127ZM242 173V174H243ZM31 174H34L33 176H31ZM184 174L186 175V176H184ZM237 174H239V173H237ZM241 174V173H240ZM241 174V175H242ZM46 175H48L47 173H46ZM50 175V176H49ZM47 177H49L48 178V180H50V178H51V174H49ZM64 175V174H63ZM67 175V174H66ZM170 175V174H169ZM240 175V176H241ZM254 175V174H253ZM253 175H252V178H253ZM140 176V175H139ZM235 176V175H234ZM172 177V176H171ZM176 176H174V178H175ZM211 177V176H210ZM254 177H256V175L254 176ZM62 178V177H61ZM144 178V177H143ZM145 178V179H146ZM148 178H150V177H148ZM147 178V179H148ZM173 178V177H172ZM232 178V177H231ZM37 179V178H36ZM45 179V178H44ZM168 179V178H167ZM171 179V178H170ZM254 179V178H253ZM234 180V179H233ZM245 180V179H244ZM255 180V182H256V179H254ZM253 180V181H254ZM31 181V180H30ZM122 181V180H121ZM138 181H140V180H138ZM137 181V182H138ZM144 179H143V182H142V179H141V181L140 182H142L143 184H144ZM158 181V180H157ZM180 181V182H179ZM246 181H249V180H246ZM260 181V180H259ZM67 182V181H66ZM133 182H136V181H134V180H132V182L131 183H133ZM154 182V181H153ZM175 182L177 183V184H175ZM179 182V183H178ZM239 182V181H238ZM244 182V181H243ZM250 182V181H249ZM24 183V184H25ZM50 183L51 182H48L47 183V187H45L44 188V190L42 191L44 194H46L47 195V193H45L44 191L45 190H47V192H49L48 194H49V197H51V193H50ZM139 183V182H138ZM137 183V184H138ZM149 182L147 181L146 182V184H148ZM24 184H23V186H24ZM27 184V183H26ZM139 184H141V183H139ZM138 184V185H139ZM152 184V183H151ZM255 184V183H254ZM20 185V184H19ZM46 185V184H45ZM63 185V184H62ZM142 185V184H141ZM163 185H162V187H163ZM153 186H155V185H153ZM13 187H15V185H13ZM19 188H20V186H18ZM140 187V186H139ZM143 187H146V186H143ZM163 187V188H164ZM151 188V187H150ZM154 188V187H153ZM166 188V187H165ZM225 188V187H224ZM37 189V188H36ZM152 189V188H151ZM22 189H20V190H18V192L16 193L15 192V194H13V195H15L16 196V194L18 195V194H20L19 192L21 191ZM23 190H25L24 188H23ZM29 190V189H28ZM32 190H34V189H32ZM38 190V189H37ZM41 190V189H40ZM136 190V189H135ZM147 190H148V188H147ZM227 191H229V190H231L232 191V189L230 188H228V189H226ZM235 190H236V188H235ZM242 190V189H241ZM115 191V190H114ZM114 191L113 190H111V191H107V193H108V195H107V193H106V199L109 201V199H110V196H112L113 195V193H114ZM136 191H138V190H136ZM168 191V190H167ZM225 191V190H224ZM231 191L230 192H227V193H231ZM247 191V190H246ZM245 191V193H246V195L248 194V192H246ZM41 192V191H40ZM233 192V194H234V190L232 191ZM240 191H238V193H239ZM135 193V192H134ZM253 193V198H243V201H240V203H238L237 202V206H235L236 208H238L239 210L243 207V210H245L244 209V207L245 208H247L248 207V209L249 210H251L252 212H254L256 215H258V216H256V217H258V218H260V216L261 215H263L264 214V197L263 196H259L257 193H256V196H254V193L255 192H252ZM251 193V194H252ZM37 194V193H36ZM96 194V193H95ZM241 194H242V192H241ZM250 194V193H249ZM250 194V195H251ZM263 194V193H262ZM117 195V194H116ZM236 195H240V193L239 194H237V192H236ZM261 195V194H260ZM13 197V202L15 203H13L14 204V206L12 207V209L10 210L11 212H14L15 213V218H14V220H15V223L14 222H12V218H10V219H12V220H6L7 221V223L6 224H8V223H10L11 225L10 226H12L11 228L12 229H10L11 231L12 230H14L15 231V235L17 234L18 235V233H20V232H22V233H20V234H23V233H26L27 234V236H28V240L30 239V229H31V227L35 224V223H37L36 221H38L39 219H40V214L37 216L36 215V218L38 219V220H36L35 221V219H33L34 217H30L31 216V213H33L34 211H32L30 214L27 212V214L28 215H30V216H28V215H26V214H24L23 213V211H22V208H21V204H20V200H19V195L17 196V197ZM25 196V195H24ZM27 196H28V194H27ZM40 196V195H39ZM43 197H42V199H44V198H46L47 196H44V195H42ZM100 196V195H99ZM109 196V199L107 198ZM225 196H227L226 194H225ZM235 196V195H234ZM241 196V195H240ZM243 196H244V193H243ZM242 196V197H243ZM35 197V196H34ZM114 197V196H113ZM119 197H127V196H119ZM129 197V196H128ZM128 197L126 198V199H128ZM228 197H230V196H228ZM239 197V196H238ZM237 197V198H238ZM27 198V197H26ZM102 198V197H101ZM22 199H24V197L22 198ZM34 199V198H33ZM142 199H144V197H142L141 198V200ZM40 200V199H39ZM48 200H50L49 198H48ZM56 200V199H55ZM111 201H112V199H110ZM116 200V199H115ZM118 200V199H117ZM140 200V198L138 199V201ZM222 200V199H221ZM145 201V200H144ZM230 201V200H229ZM42 202H44L43 200H42ZM50 202V201H49ZM53 202H55V201H53ZM85 202V201H84ZM96 202V201H95ZM129 202V201H128ZM127 202V203H128ZM143 201H140V202H138V203H140V205H141V203H142ZM148 201H146L145 203H147ZM223 202H225V200H223ZM58 203V202H57ZM86 203V202H85ZM97 203V202H96ZM26 204V203H25ZM30 204V203H29ZM28 204V205H29ZM49 204V203H48ZM48 204L46 205V206H44L45 207V210H46V208L48 209ZM91 204V203H90ZM98 204V203H97ZM125 204V203H124ZM130 204V203H129ZM144 204V203H143ZM150 204V205H151ZM191 204V205H192ZM229 204V203H228ZM227 204V205H228ZM8 206H11L10 204H7ZM93 205H95V204H93ZM138 205V204H137ZM197 205H195L196 207H197ZM225 205V204H224ZM30 206V205H29ZM121 206V205H120ZM152 206V205H151ZM152 206V207H153ZM179 206H181V205H179ZM194 206V207H195ZM33 207V206H32ZM71 207V206H70ZM78 207V206H77ZM122 207V209H120V210H122L123 211V206H121ZM139 207H141V206H139ZM181 207H186V205L185 206H181ZM188 207V206H187ZM194 207H192L193 209H194ZM2 208V206H0V209ZM42 208V210H44L43 209V207H41ZM41 208H38V209H41ZM68 208V212L72 209H75L76 210V212H78L77 211V209H79V210H81L82 209V207H78V208H69V207H67ZM81 208V209H80ZM174 208H176V206L174 207ZM3 209V208H2ZM7 209V208H6ZM37 209V210H38ZM116 209V208H115ZM137 209H139V208H137ZM4 210V209H3ZM3 210H0L1 212H0V214L1 213H4V211ZM9 210V209H8ZM36 210V211H37ZM44 210V211H45ZM83 210H85V209H83ZM82 210V211H83ZM125 210V209H124ZM132 210H133V208H132ZM135 210V209H134ZM239 210H235L234 209V212L235 211H239ZM7 211V210H6ZM40 211V210H39ZM44 211H43V213H44ZM48 211V210H47ZM46 211V212H47ZM86 211V210H85ZM81 212V214H80V212H78L79 214H77V213H72V214H69L68 216H70V220H69V222H67L68 224L70 223V221H71V223H72V227L70 228L71 229V231H73V233L74 232H78V230L79 229H81V230H79V234H81L83 237H88L89 236V234H90V231H91V229L92 228H96L97 229V231H96V234H95V237H99V239L101 238H103V240H110V241H117V240H115V239H118V241H121V238L122 237H126L128 240L130 239V238H128L129 236H130V233L129 232H131V230L130 231H128V227L126 228L125 226H127V225H123V222H121L120 221V217L119 216H121L120 214L118 215V217L119 218H116V217H104V214L102 213V214H100L101 216L100 217H97L96 219H94V217H93V214L95 213H93V214H89V213H86V212ZM118 211H119V209H118ZM121 211V212H122ZM140 211V210H139ZM171 211V210H170ZM177 211V210H176ZM25 212V211H24ZM38 212V211H37ZM42 212V211H41ZM65 211H63L62 213H64ZM88 212H89V210H88ZM91 212V211H90ZM104 212V211H103ZM135 212V211H134ZM137 212V211H136ZM198 212V211H197ZM36 213V212H35ZM35 213H33V215H35ZM92 213V212H91ZM99 213V212H98ZM97 213V214H98ZM196 213V212H195ZM233 213V212H232ZM232 213H230V214H232ZM251 213V212H250ZM11 214V213H10ZM13 214V213H12ZM68 214V213H67ZM181 214V213H180ZM185 214V215H184ZM184 214H182L183 216H186V213H184ZM189 214H190V212H188V216H189ZM199 214V213H198ZM46 215V217H42L43 219H41V220H39V221H41L42 223H43V225H41V227L43 228V229H46V230H48L49 232H50V234L52 235V234H54V218L52 217V214L51 213H49L48 212V214L46 213L45 214ZM60 215H62L61 213H60ZM65 214H63L62 216H64ZM95 215V214H94ZM103 215V216H102ZM131 215V214H130ZM195 215V214H194ZM197 215V214H196ZM238 215H240V216H242L241 214H238ZM237 215V216H238ZM3 216V215H2ZM5 216H7V215H5ZM42 216V215H41ZM66 216V215H65ZM95 216H97V215H95ZM98 216H99V214H98ZM157 216H159V215H157ZM156 216V217H157ZM188 216H186V217H188ZM239 216V217H240ZM14 217V216H13ZM61 217V216H60ZM156 217H150V219H155ZM193 217H197V216H193ZM238 217V218H239ZM68 218V217H67ZM242 218V217H241ZM247 218V217H246ZM69 219V218H68ZM67 219V220H68ZM185 219H187V218H185ZM201 219V218H200ZM204 219V218H203ZM205 219V220H206ZM229 219V218H228ZM256 219V218H255ZM255 219H254V221H255ZM175 220V219H174ZM192 220V219H191ZM247 220V219H246ZM249 220V219H248ZM38 221V223H41V222H39ZM157 221V220H156ZM35 222V223H34ZM227 222L228 223H226V224H228L229 226L231 225L232 226V228L234 227V224H233V222H230L229 220H227ZM251 223H252V221H250ZM258 222V221H257ZM14 223V224H13ZM57 223V222H56ZM66 223V222H65ZM201 223V222H200ZM208 223V224H209ZM256 221L255 222H253L252 223V225L254 224L255 226H256ZM5 224V225H6ZM16 224V225H15ZM215 224V225H216ZM3 225V224H2ZM4 225V226H5ZM56 225V224H55ZM129 225V224H128ZM214 225V224H213ZM214 225V226H215ZM252 225H249V223H248V226H246L247 227V229L248 230H245L244 229V227L245 226H243V230H242V228H241V230H239L238 229V231L235 229V228H233V230L230 228L229 229V232H230V230H231V232L229 233L228 232V234L230 235V237L229 238H231V244L228 246V247H226V249H225V253H227L228 255L230 254H233V252L235 251V249L237 248V247H239V246H242V245H247V247H248V249H250L251 250V252H253V253H256L255 251H259V250H257V249H261V248H264V241H261L260 239H259V230H258V228H254L255 226L253 225V231H251V232H248V231H250V229H252V228H250V226H252ZM9 226V224H8V226L6 227V229L8 228V227H10ZM16 226V227H15ZM208 226V225H207ZM213 226V227H214ZM225 226V225H224ZM135 227V226H134ZM185 227V226H184ZM235 227H236V225H235ZM241 227V226H240ZM38 228V227H37ZM131 227H129V229H130ZM133 228V227H132ZM250 228V229H249ZM40 229V228H39ZM206 228H204V230H205ZM8 230V229H7ZM9 230V232H11ZM42 230V229H41ZM61 230H63V228L61 229ZM68 230L69 229H67V231L66 232H68ZM207 230H209V226H208V229H206L205 231H207ZM247 231L248 233H250L251 234V237L249 238L248 236L246 237V236H244L243 235V232L242 233H240V231ZM205 231H201V234L202 233H204ZM237 231V232H236ZM8 232V231H7ZM36 232V231H35ZM46 232V231H45ZM59 233V232H58ZM63 233V232H62ZM70 233V232H69ZM132 233V232H131ZM147 233V232H146ZM227 233V232H226ZM20 234H19V236H20ZM60 234H61V232H60ZM66 234V233H65ZM227 234V235H228ZM246 234V233H245ZM14 235V236H15ZM25 235V234H24ZM24 235H21V236H24ZM34 235V234H33ZM47 235V234H46ZM45 235V236H46ZM49 235V234H48ZM51 235H49L48 236V238L49 237H51ZM57 235V234H56ZM76 235H77V233H76ZM92 235V234H91ZM90 235V236H91ZM203 235V234H202ZM201 235V236H202ZM228 235V236H229ZM79 236V235H78ZM181 236V238H182V236H184V235H180ZM188 235H185L184 236V238L185 237H187ZM196 236H198V235H196ZM200 236V235H199ZM47 237V236H46ZM95 237H93V238H95ZM223 237H224V235H223ZM222 237V238H223ZM105 238H108V239H105ZM110 238V239H109ZM125 238V239H126ZM152 238V237H151ZM160 238V237H159ZM178 238H179V235H178ZM199 238V237H198ZM197 238V239H198ZM219 238H220V236H219ZM225 238H226V240H227V236H225ZM228 238V241L230 240ZM92 238H90V240H91ZM123 239V238H122ZM125 239H123L124 241H125ZM155 239V238H154ZM169 239H171V238H169ZM180 239V238H179ZM188 239V238H187ZM27 240V239H26ZM27 240V241H28ZM52 240V239H51ZM51 240H49V242L51 241ZM86 240V239H85ZM84 240V241H85ZM94 240V239H93ZM123 240H122V242H123ZM134 240V239H133ZM143 240H146V239H143ZM151 240V239H150ZM150 240H148V241H150ZM153 240V239H152ZM151 240V241H152ZM182 240H183V238H182ZM184 240H186V238L184 239ZM194 240V239H193ZM202 240V239H201ZM97 241V240H96ZM99 241V240H98ZM118 241H117V243H118ZM147 241V240H146ZM147 241V242H148ZM172 241H174V240H171V242ZM180 241V240H179ZM200 241V240H199ZM212 241V240H211ZM216 241V240H215ZM219 241V240H218ZM250 241V242H249ZM32 242V241H31ZM106 241H104V243H105ZM161 242H163V243H161ZM161 244L159 245V242L158 243H156V245L154 246V247H157V245H159L160 246V251L158 252L157 251V253L155 254V253H152V252H155V251H152L151 252V254L150 255H152V256H150L149 255V257H152V261H154L153 263L155 264V262H157L158 264H164L165 263V261L167 260H171V264H174V263H176L178 260L177 259H175V258H173V257H171V256H173V255H171L170 253H169V251H168V249L165 247V242L164 241H162L161 240ZM209 242V241H208ZM54 243V242H53ZM49 244L50 246L52 245H54V244ZM55 243H57V242H55ZM94 243V242H93ZM96 243V242H95ZM102 242H100V244H101ZM120 243V242H119ZM118 243V244H119ZM177 243V242H176ZM187 243V242H186ZM207 243V242H206ZM16 244V243H15ZM60 243H58V245H59ZM98 244V243H97ZM122 244H124V243H122ZM127 244V243H126ZM165 244V245H164ZM191 244V243H190ZM204 244V243H203ZM211 244V243H210ZM225 244V243H224ZM228 244V243H227ZM48 245V246H49ZM57 245V244H56ZM61 245V244H60ZM212 245V244H211ZM223 245V244H222ZM47 246V247H48ZM49 246V247H50ZM62 246V247H61ZM60 247L61 248H56V247H54V248H52V247H50V251L49 252H45V253H47V254H45V253H43V254H45V255H42V251H40V252H37L36 251V249H34L35 251H36V253H40L42 256H39V257H37V255H36V253H35V255H34V252H32V251H30L31 249H29V250H27V251H30L31 252V254H30V252H29V255H30V257L31 256H34V257H32V258H28L29 257V255H28V253H26L25 255H28V256H25V257H23L24 259L27 257L28 259H29V261H30V259H31V263L32 264H58V263H61V261L63 262V259H64V261H65V259H67L69 256H71V257H69L68 259H69V261L66 263V264H111V262L113 261V260H115L116 261V259H117V261H118V259L119 258H117V257H115L114 255H113V257H114V259L111 257H109V256H111L112 254H111V252L109 253V254H107V256L106 257H109L108 259L107 258H105V256L104 257H102L104 254H99V255H97V253L98 252H95V253H92V252H88V254L86 255V256H84L83 254H81L82 252L81 251H77V252H81V253H75L76 251L74 250L75 248L73 247V248H67V249H64V247L66 248V246L64 245H61ZM108 246V245H107ZM110 246V245H109ZM219 246V245H218ZM1 247H2V245H1ZM7 247V246H6ZM48 247V248H49ZM68 247V246H67ZM72 247V246H71ZM114 247V246H113ZM119 247V246H118ZM121 247V246H120ZM153 247V246H152ZM153 247V248H154ZM206 247H208V246H206ZM51 248L53 249L52 251H51ZM83 248V247H82ZM114 248H116V247H114ZM153 248H151L150 247V251H151V249H153ZM187 248V247H186ZM213 248V247H212ZM219 248V247H218ZM245 248H246V246H245ZM9 249H10V247H9ZM9 249H7V250H9ZM43 249H45V248H43ZM69 249H71L72 250V252L73 251H75V252H73L74 254H72L71 253V251H69V253H68V251L67 250H69ZM121 249V248H120ZM120 249H116V251L118 250H120ZM123 249V248H122ZM122 249H121V253H126V254H124V255H128L127 254V251H124V252H122ZM134 249V248H133ZM140 249H142L141 247H140ZM155 249V248H154ZM159 249H156V250H159ZM215 249V248H214ZM247 249V250H248ZM4 250V249H3ZM7 250H5V251H7ZM33 250V251H34ZM45 250H48V249H45ZM62 252H61V251ZM124 250V249H123ZM143 250V249H142ZM216 250V249H215ZM220 250H221V248H220ZM239 250V249H238ZM5 251H2L1 252V250H0V254L2 255L1 257L4 259V262H8V264H10L9 262H11L12 263V257H9L8 255H10L11 254V251L9 250V252L10 253H8V252H5ZM13 251V250H12ZM26 251V252H27ZM90 251V250H89ZM222 251V250H221ZM224 251V250H223ZM244 251H245V249H244ZM44 252V251H43ZM61 252V253H60ZM85 252V251H84ZM83 252V253H84ZM104 252V251H103ZM135 252H137V251H135ZM144 252V251H143ZM242 252H243V250H242ZM33 253V254H32ZM65 253V254H64ZM66 253H67V255H66ZM72 255H71V254ZM107 253V252H106ZM139 253V251L136 253V255ZM148 253V252H147ZM252 253V254H253ZM70 254V255H69ZM143 254H145V253H142L141 255L143 256ZM149 254V253H148ZM213 254V253H212ZM210 255V253L207 251V249L206 248H204V247H202L201 246V244L197 241V242H195L194 243V246H193V248L192 249H189V251H188V253L186 254L187 255V257L184 259V261H183V264H218V260H217V258L216 257H213V256H215V255H217V254H215V255ZM251 254V255H252ZM8 257H7V256ZM124 255H122L121 256V258H123L124 257ZM130 255V254H129ZM128 255V256H129ZM132 255V254H131ZM138 255H140V253L138 254ZM147 255V254H146ZM171 255V256H170ZM237 255V254H236ZM261 255V254H260ZM263 255V254H262ZM36 256V257H35ZM68 256V257H67ZM132 256H134V255H132ZM142 256H137L136 258H141L142 259ZM239 256H242V255H239ZM125 257H127V256H125ZM131 257V256H130ZM144 257V256H143ZM224 257V256H223ZM245 256H243V258H244ZM247 257V256H246ZM261 258H258V259H261V260H256L255 262L258 264V262H260L261 261V263L263 262L262 260H264L263 258H264V255L263 256H260ZM27 258L25 259V260H23V261H21V263H26V264H29V261L28 262H26L27 261ZM116 258V259H115ZM135 258V259H136ZM169 258V259H168ZM3 259H2V263H3ZM22 258H20V260H21ZM110 259H111V261H110ZM220 259V258H219ZM226 259V258H225ZM1 260V259H0ZM182 260V259H181ZM228 260V259H227ZM17 262V264H19L20 262H19V259L18 260H16ZM119 261H120V259H119ZM258 261V262H257ZM19 262V263H18ZM250 262V261H249ZM255 262H253V263H255ZM113 263V262H112ZM119 263V262H118ZM151 263V262H150ZM255 263V264H256ZM261 263H259V264H261ZM116 264V263H115ZM119 264H122V262L121 263H119ZM127 264H139V261H128V263ZM166 264H168V263H166ZM169 264H170V262H169ZM262 264H264V262L262 263Z\"/></svg>", "mask_w": 264, "mask_h": 264}]
</instances>
